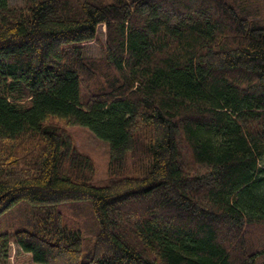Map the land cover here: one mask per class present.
Returning a JSON list of instances; mask_svg holds the SVG:
<instances>
[{
    "label": "trees",
    "instance_id": "1",
    "mask_svg": "<svg viewBox=\"0 0 264 264\" xmlns=\"http://www.w3.org/2000/svg\"><path fill=\"white\" fill-rule=\"evenodd\" d=\"M70 128L106 145L105 183ZM10 241L34 264L264 263V0H0V264Z\"/></svg>",
    "mask_w": 264,
    "mask_h": 264
},
{
    "label": "rangeland",
    "instance_id": "2",
    "mask_svg": "<svg viewBox=\"0 0 264 264\" xmlns=\"http://www.w3.org/2000/svg\"><path fill=\"white\" fill-rule=\"evenodd\" d=\"M255 3V2H254ZM253 3V5H254ZM10 6H18L22 4V0H9ZM104 27L99 26L96 38L82 45V50L87 57H98L103 55L105 36ZM70 134L74 138L75 146L79 151L92 157L96 163L95 185L105 183L107 179L106 165L108 151L106 145L95 139L89 131L81 128H70ZM85 209V208H84ZM84 211V210H83ZM85 212V211H84ZM252 242V241H251ZM264 261V260H263ZM4 264H34L28 254L22 252L19 247L10 241L8 244L7 260ZM261 264H264L263 262Z\"/></svg>",
    "mask_w": 264,
    "mask_h": 264
}]
</instances>
